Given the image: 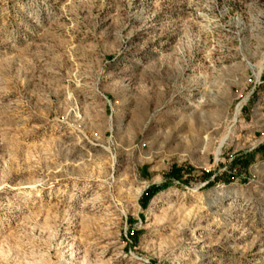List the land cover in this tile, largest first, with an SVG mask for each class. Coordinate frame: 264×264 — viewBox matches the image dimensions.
Wrapping results in <instances>:
<instances>
[{
    "label": "rangeland",
    "instance_id": "rangeland-1",
    "mask_svg": "<svg viewBox=\"0 0 264 264\" xmlns=\"http://www.w3.org/2000/svg\"><path fill=\"white\" fill-rule=\"evenodd\" d=\"M0 264H264V0H0Z\"/></svg>",
    "mask_w": 264,
    "mask_h": 264
},
{
    "label": "bare ground",
    "instance_id": "bare-ground-1",
    "mask_svg": "<svg viewBox=\"0 0 264 264\" xmlns=\"http://www.w3.org/2000/svg\"><path fill=\"white\" fill-rule=\"evenodd\" d=\"M237 111H238V110H237ZM224 141H225V137H224L223 140L221 141V145L223 144ZM221 145H220V146H221ZM218 150H219V149H218Z\"/></svg>",
    "mask_w": 264,
    "mask_h": 264
}]
</instances>
